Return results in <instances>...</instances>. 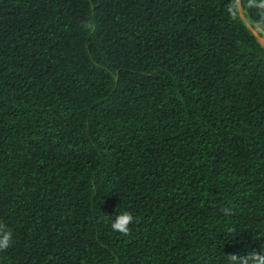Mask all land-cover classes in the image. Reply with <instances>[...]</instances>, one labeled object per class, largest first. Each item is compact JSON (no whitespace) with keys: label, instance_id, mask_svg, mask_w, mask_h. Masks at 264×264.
Returning a JSON list of instances; mask_svg holds the SVG:
<instances>
[{"label":"trees","instance_id":"1","mask_svg":"<svg viewBox=\"0 0 264 264\" xmlns=\"http://www.w3.org/2000/svg\"><path fill=\"white\" fill-rule=\"evenodd\" d=\"M233 2L0 0V264L264 256V47Z\"/></svg>","mask_w":264,"mask_h":264},{"label":"clouds","instance_id":"2","mask_svg":"<svg viewBox=\"0 0 264 264\" xmlns=\"http://www.w3.org/2000/svg\"><path fill=\"white\" fill-rule=\"evenodd\" d=\"M259 7L264 9V0H261ZM227 11L234 17H238L240 22L252 35L259 37L264 34V23H254L246 15L242 13L239 8V0H234ZM92 27L91 24L88 25ZM259 42V41H258ZM114 217L111 228L113 232L118 233L120 236H128L129 225L133 223V217L126 212H117ZM13 242V232L0 221V251L8 249ZM229 264H264V256L258 253H249L246 257H236L235 255L229 257Z\"/></svg>","mask_w":264,"mask_h":264},{"label":"rangeland","instance_id":"3","mask_svg":"<svg viewBox=\"0 0 264 264\" xmlns=\"http://www.w3.org/2000/svg\"><path fill=\"white\" fill-rule=\"evenodd\" d=\"M239 8L241 10V2L239 0ZM243 13V12H242ZM256 36V35H255ZM257 37V36H256ZM257 40L259 41V43L264 47V35H259V37H257Z\"/></svg>","mask_w":264,"mask_h":264}]
</instances>
